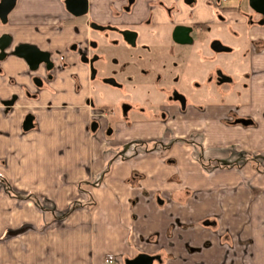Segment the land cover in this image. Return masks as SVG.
<instances>
[{"label":"crops","instance_id":"0c3cea01","mask_svg":"<svg viewBox=\"0 0 264 264\" xmlns=\"http://www.w3.org/2000/svg\"><path fill=\"white\" fill-rule=\"evenodd\" d=\"M47 1L20 0L11 18H61L58 0ZM26 23L16 39L44 46ZM249 27L239 81L226 71L227 98L219 90L169 123L88 128L78 64L56 74L53 92L6 110L3 99L31 86L20 57L0 60V264H125L138 252L158 255L151 264H264V25Z\"/></svg>","mask_w":264,"mask_h":264},{"label":"flooded vegetation","instance_id":"af4514ba","mask_svg":"<svg viewBox=\"0 0 264 264\" xmlns=\"http://www.w3.org/2000/svg\"><path fill=\"white\" fill-rule=\"evenodd\" d=\"M42 1L40 5H48L47 0ZM221 1L226 0H203L199 6L198 0H86L85 11L73 14L66 9L65 0H58L62 17L40 22L12 19V11L20 2L15 0L5 19L0 18V60H6L10 55L20 57L31 88L23 86L21 96L10 93L2 100L3 106L8 110L14 104H25L27 99H38L40 91L53 92L51 83L56 74L78 64L83 72V83L77 80L76 73L71 76L76 89L81 84L86 88L83 102L89 111L88 128L104 125L106 131L113 127L117 118L130 121L132 118L154 117L169 123L193 104L177 81L184 66H192L196 57L207 63L206 83L219 88L221 83L228 84L231 80L222 67L213 63L209 65L213 54L202 52L203 46L213 52L231 50L218 36L211 35L212 25L240 24L247 35L252 23L264 25V12L251 8L248 0H237L238 4L234 6L237 14L244 17L241 23L226 20L222 10L214 11ZM93 7L98 8L97 15L91 14ZM197 8L204 15L201 20L194 18ZM66 13L80 21L70 26ZM181 15L186 20H181ZM23 22L43 35L44 46L28 39H16L14 28L24 26ZM67 32L70 39L62 43ZM233 33L236 35L235 31ZM52 37L59 41L54 48L48 46ZM214 39L228 49L212 48L210 43ZM31 48L39 52L33 58L41 59L28 63L19 53L31 55ZM70 56L72 61H68ZM226 76L230 79L219 80ZM112 114L113 121L109 117ZM24 116L27 122L32 114L26 111ZM236 118L239 117L233 120ZM154 259L159 260L158 255H153L152 261Z\"/></svg>","mask_w":264,"mask_h":264},{"label":"rangeland","instance_id":"374dc122","mask_svg":"<svg viewBox=\"0 0 264 264\" xmlns=\"http://www.w3.org/2000/svg\"><path fill=\"white\" fill-rule=\"evenodd\" d=\"M220 3V6H215V11L220 12V10H222L223 14L226 16V18H228V21H235L237 18V12L234 10V6L238 4L237 0H226L221 1ZM216 21L217 20L215 19V22ZM233 31L236 32V35L233 33ZM211 32V35L213 34L214 36H218L221 41L228 44L231 47V50L213 52L209 48L203 46L202 52L205 54H213L209 65L213 63L215 65H219L225 71L230 72L237 83L242 73V61L240 59L241 52H248V38H246L248 37L247 32L242 29L241 25L219 23L212 25ZM206 67L207 63L196 57L192 66L186 67L185 65L182 75H179L178 77L177 84L186 94H188L189 98H191V103H205L210 101L208 99L211 97H216L218 99V97L222 94L219 95L217 93V89L223 92L224 99L227 98L224 93L229 87L227 83H221L219 88H216L212 83H206L207 80L204 74ZM191 79L193 82H191ZM194 81H197L199 85H197V83ZM109 117L111 121L115 119L113 114ZM231 146H234V143H232ZM247 156L253 155L248 154ZM253 159H255V157ZM261 161L264 163V156L261 158Z\"/></svg>","mask_w":264,"mask_h":264},{"label":"water","instance_id":"95a60500","mask_svg":"<svg viewBox=\"0 0 264 264\" xmlns=\"http://www.w3.org/2000/svg\"><path fill=\"white\" fill-rule=\"evenodd\" d=\"M14 2L15 0H0V18L2 20L5 19V15L7 11L13 6ZM65 2H66V9L73 14H80L86 9V0H65ZM248 5L251 8L255 9L256 11L264 12V0H248ZM210 46L214 48L215 50L228 49V47L225 45H222L218 39L212 40L210 43ZM31 50H33L31 55H29V53L27 52L19 53L17 51V53L21 54L28 63H32L33 60L35 62L40 60L41 57L39 58L37 57L35 59L33 58L36 56L35 54L39 53L37 52L38 50L36 51L33 48H31ZM225 79H230V77L226 76V78L225 77L219 78V80H225ZM248 120L249 119H246L243 117H239L235 119L236 122H241V123H246L248 122ZM204 222H207V221L205 220ZM152 258H153V255L143 253V252H138L130 258L124 259V263L125 264H151Z\"/></svg>","mask_w":264,"mask_h":264},{"label":"built area","instance_id":"2783aa9c","mask_svg":"<svg viewBox=\"0 0 264 264\" xmlns=\"http://www.w3.org/2000/svg\"><path fill=\"white\" fill-rule=\"evenodd\" d=\"M104 260H105L106 262H110V261H111L110 258H105Z\"/></svg>","mask_w":264,"mask_h":264}]
</instances>
